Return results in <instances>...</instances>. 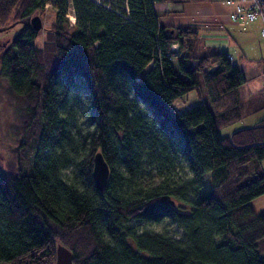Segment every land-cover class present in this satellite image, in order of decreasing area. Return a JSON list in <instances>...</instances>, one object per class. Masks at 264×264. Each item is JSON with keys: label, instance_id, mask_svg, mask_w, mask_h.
I'll return each instance as SVG.
<instances>
[{"label": "trees", "instance_id": "trees-1", "mask_svg": "<svg viewBox=\"0 0 264 264\" xmlns=\"http://www.w3.org/2000/svg\"><path fill=\"white\" fill-rule=\"evenodd\" d=\"M70 2L74 23L54 5L37 47L24 19L47 2L0 0V28L22 23L0 54L19 146L24 128L36 136L30 170H0V264H54L58 243L73 264H264V211L251 206L264 194V117L219 131L244 114L239 64L206 47L198 24H160L154 0ZM197 76L207 101L176 110ZM74 83L83 127L67 102ZM97 151L109 169L102 189Z\"/></svg>", "mask_w": 264, "mask_h": 264}, {"label": "rangeland", "instance_id": "rangeland-1", "mask_svg": "<svg viewBox=\"0 0 264 264\" xmlns=\"http://www.w3.org/2000/svg\"><path fill=\"white\" fill-rule=\"evenodd\" d=\"M100 2L102 0H95ZM43 13L34 12L24 20L29 22L33 15H38L42 27L37 30L38 36L35 40L40 47L45 33L54 17L55 6L63 9L69 24H73L75 16L70 0H45ZM154 8L158 22L162 25H178L196 23L199 25V36L203 44L211 49L230 52L234 55L244 75V82L238 87L239 101L244 112L257 104H264V39L260 36L262 22L257 19L253 22H234L229 18V8L222 0L211 1H188L181 4L154 0ZM72 15L74 19H72ZM22 26L21 20L10 21L0 28V54L11 42ZM178 45L174 44V50ZM150 64L147 65V67ZM199 85L188 90L182 97L173 102L176 110L181 111L188 106L207 101L205 89L201 78L197 76ZM83 90L74 83L69 90L67 102L75 111L72 122L75 127H83L86 119V109L83 99ZM20 104L11 98L8 92L6 77L0 74V170L15 171L20 165L21 170L26 172L30 166L35 148V131L33 127L24 128L26 134L25 145L19 146L23 139L21 129V118L19 117ZM246 123H255L245 121ZM233 124V123H230ZM227 127L226 129H224ZM233 125H225L220 128V133L226 135ZM35 137V139H34ZM34 141V142H33ZM21 153L18 154V151ZM87 151H81L84 154ZM20 161V163H19ZM264 170V159L261 161ZM74 167L70 166L65 172L67 177L72 176ZM30 170V169H29ZM187 174L186 169L179 171V177ZM261 196V195H260ZM259 197V196H258ZM257 198V197H256ZM251 206L258 213L264 211V197L252 199ZM57 245V244H56ZM259 254H264V238L257 241Z\"/></svg>", "mask_w": 264, "mask_h": 264}, {"label": "water", "instance_id": "water-1", "mask_svg": "<svg viewBox=\"0 0 264 264\" xmlns=\"http://www.w3.org/2000/svg\"><path fill=\"white\" fill-rule=\"evenodd\" d=\"M264 4V0H262ZM31 27L37 31L42 27L41 19L38 15H33L29 19ZM93 178L98 189H102L108 178L109 169L104 161L100 151H97L93 157ZM55 263L54 264H73V254L69 248L61 243L55 246Z\"/></svg>", "mask_w": 264, "mask_h": 264}, {"label": "built area", "instance_id": "built-area-1", "mask_svg": "<svg viewBox=\"0 0 264 264\" xmlns=\"http://www.w3.org/2000/svg\"><path fill=\"white\" fill-rule=\"evenodd\" d=\"M222 2L229 8V18L234 22L245 23L260 19L262 22L260 36L264 39V4L262 0H222ZM71 18L74 19V16L72 15ZM229 59L232 60L233 57L229 55Z\"/></svg>", "mask_w": 264, "mask_h": 264}, {"label": "crops", "instance_id": "crops-1", "mask_svg": "<svg viewBox=\"0 0 264 264\" xmlns=\"http://www.w3.org/2000/svg\"><path fill=\"white\" fill-rule=\"evenodd\" d=\"M229 54L233 57V60H235V57L232 53L229 52ZM264 117V104L261 103V104H257L253 107H251L250 110L244 112L243 116L232 122L233 124H229L230 125H233L232 129L226 134V135H229L233 130H236V129H240V128H243V127H249V126H252L254 125L258 120H260L261 118ZM248 120L249 122H255L254 124L253 123H246L245 121ZM227 127H225L224 129H226ZM259 197H264V194L259 196ZM257 197V198H259ZM255 198V199H257Z\"/></svg>", "mask_w": 264, "mask_h": 264}]
</instances>
